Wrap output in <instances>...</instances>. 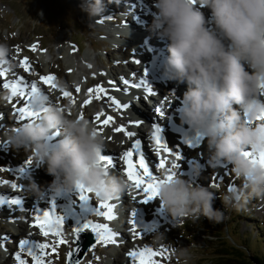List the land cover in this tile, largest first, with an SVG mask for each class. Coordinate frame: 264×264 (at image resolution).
<instances>
[{
  "label": "clouds",
  "instance_id": "1",
  "mask_svg": "<svg viewBox=\"0 0 264 264\" xmlns=\"http://www.w3.org/2000/svg\"><path fill=\"white\" fill-rule=\"evenodd\" d=\"M152 7L151 30L168 42L164 74L187 84L178 110L181 123L206 140L210 167L231 166L241 185L220 199L225 208L246 212L251 199H264V167L243 155L264 153V120L258 119L264 117V0H152ZM204 7L210 9L207 17L200 10ZM82 11L90 21L104 16L103 0H85ZM10 54L0 44V63ZM33 105L46 110L5 136L12 149L30 151L37 166H46L53 178L47 188L31 182L34 197L74 194L80 184L92 189L98 201L110 202L132 190L125 176L103 166L105 138L89 119L70 116L40 97ZM169 174L164 172L157 185L158 199L174 222L196 224L206 218L219 224L226 219L214 207V191L177 173L169 181ZM199 174L193 169L195 177ZM174 255L188 254L181 250Z\"/></svg>",
  "mask_w": 264,
  "mask_h": 264
},
{
  "label": "rangeland",
  "instance_id": "2",
  "mask_svg": "<svg viewBox=\"0 0 264 264\" xmlns=\"http://www.w3.org/2000/svg\"><path fill=\"white\" fill-rule=\"evenodd\" d=\"M150 1L152 2V0L143 1V3H145L143 6H146V3L149 7L152 6V3H149ZM84 3L85 0H0V44H6L8 47H11L12 49L14 48L10 57L17 60L15 65L17 64L16 66H18V69L20 68L19 70L27 76H29V74L25 73L24 69L20 65V61L24 58L30 60L28 55L32 56L30 64L34 67V69H36V73L39 70L40 74L43 71V67L40 64H37L39 63V60H36V56L40 51H43L45 54V60L51 62V69L54 68L53 72L56 71L59 78H61L62 75H70L71 72L68 70V63H71L74 69L69 82L76 87H83V90H85L84 88H87L88 90L90 88L103 86L106 89L108 96H110L109 92H112V89H122V87L125 86L124 81L126 79L129 83L132 81L134 82L135 76L132 73H129L130 69L128 66H131V68L133 67L135 71H141V76H138L139 81H148V77L145 76V68L143 69V67H141L143 57L142 53L146 51L141 46V40H139L138 43H135V38L129 35L119 34V36L117 31H115L118 27L114 24L115 22L112 21V16H102L90 21L88 14L82 11V5ZM136 6L137 7L135 8H139L137 11L143 10L144 12L143 6L141 7L142 9L140 8L141 5ZM197 6L200 7L199 5ZM200 10L206 15V17L209 15L206 7L200 8ZM153 13L154 11L151 12L146 6V13H143V17H153ZM143 14L140 13V15ZM135 19L141 20L144 23L145 28L152 24V22L138 17H135ZM33 45H38L35 53L31 50ZM41 45L44 50L39 49ZM18 49L19 51H17ZM50 50L53 51V55L50 54ZM126 53L132 55L129 60L125 57ZM147 59L148 58H146V60ZM136 60H139L140 63H135ZM7 61L12 64L10 58H8ZM33 61H35V64H33ZM89 65H91V67H89ZM119 67H121L122 70H118L117 68ZM43 73H45V71L41 74ZM11 75L12 74L10 73L8 74L9 77ZM65 77L66 76H64V79ZM0 79L3 80V77H0ZM91 80H94L96 83H89V85L86 86V83ZM4 82L7 83V81ZM158 84L161 87V91L165 95V99L159 100V96H156L158 99L155 100V102H151L153 106L150 107L147 105L153 114L154 109L158 107L156 106V103L163 105L164 101L168 100V98L170 101L176 100V93L177 95H181L184 91L182 88L184 85L174 83L176 91L172 93V97H169L167 96V85L163 83ZM0 98V113H4L5 116L4 124H0V168L8 169V171H0V173H8L9 175H14L17 178L24 177L26 179L27 176H23V173H20L18 169L12 168V161L15 160L19 162L21 166H24L28 170H33V172L40 167L37 165L33 167L31 165L29 168V166L26 165L25 162L28 158H34L30 151H16L6 143L5 133L15 127L14 125H11L9 121H13L11 119V115L12 117L13 114L15 115L16 108H14L15 111L13 109L10 111L9 109L16 105L12 103L13 97L11 94L5 93L4 95L0 93ZM94 100L102 102L105 108L100 110L94 108ZM139 101L141 106L146 107L147 103L144 100L139 99ZM88 106H90L94 114L104 112L106 116L111 115L113 117L114 123L108 127L101 128L97 123H94L96 129L103 133L102 136L104 135V138L106 137V132L109 130L113 133L112 136H121L117 141H120L119 143H124V141H131L133 139L128 138L124 133H117L114 131L115 128L119 127H125L128 130V127L133 125L130 121H128L129 114L122 111L121 108L117 109V107L108 100L107 96H102L99 100L95 99L93 96L92 103ZM155 114L159 115V111H156ZM165 118L166 115L159 118L161 125H164ZM16 119L18 121V117L14 118L15 122ZM148 127V124H144L141 128L147 132ZM188 132L189 131H187V133ZM185 133L186 132L181 135L180 140L177 138H172L170 140V147H172L174 151L179 152L183 159L176 161L174 157H167L169 162L168 167L170 168L173 163L179 164L178 168L172 169L173 172L178 175H184L187 179L191 178L195 183L208 187L209 190L214 191L217 195L214 207L222 209L225 213L226 219L222 223L212 224L206 218H202L201 221L196 224H193L191 221H186L184 224L180 225L174 222L169 214L168 216L170 217L167 216V212L162 208L159 199L149 202L148 205H146V207L150 209L148 215L146 213L137 214L141 217H147L146 219L151 221L148 224L146 223V227L150 225L155 226L154 232L145 233L146 238H149L148 243H152L154 245L153 249L157 251L167 249L164 256L156 258L159 261V264H222L221 254L222 251L227 249L225 246L229 243L230 238L241 245L246 244V246L250 243L249 241H251L253 243L250 245H253V248L256 247L263 253L264 199H251L248 204V210L242 213H237L230 208H225L220 197H222L223 193L230 187H239L241 185L240 179L234 175L230 165H225L220 168H213L209 166L210 154L207 150L206 140H203L202 145L197 147L199 150L195 153V155L191 158L186 156L188 150L197 148L190 149L187 145H185L187 148H185V146H181V144L184 145L183 142L185 139H188V137L185 136ZM143 139L145 140V144L151 155L158 160L150 142L146 137H143ZM181 139L183 141H181ZM191 140H195L194 137H191ZM112 149V147L106 144L104 152L108 153V151H112ZM121 156L122 155L118 154V156H115V160L122 158ZM153 164V166L158 169L157 162H153ZM124 167L125 165L123 164V160L120 159V169L114 171V173L122 175L123 171L121 169ZM193 169L199 170L200 174L197 177L193 175ZM110 171L113 172L111 169ZM164 172L166 171L158 169L160 178ZM46 174L47 171L41 175H37V178H40L41 180H36L35 176H32L33 181L41 188H44V184L42 182L43 179H45L46 184L47 177L45 176L48 175ZM218 177L219 179H217ZM49 178L51 180L53 179L50 175ZM0 181H4L3 178L0 177ZM33 181L27 183L30 188L31 182ZM8 185H10V182L8 184H0V186L5 188H8ZM13 191L14 190H12L11 193H13ZM134 193L138 197V199L134 201H138L143 198L142 194L136 190ZM132 194L133 192L130 191L127 194V199H123L125 200L124 202L127 203V205L124 206V210L127 211V214L123 216V222L125 221L127 226V242L121 245H118L119 243L96 245V250L90 252V256L85 258L84 261H81V264H119L116 262V260L119 259L116 258V253L124 256V258H128V253L130 252L129 247L134 248L137 245L144 244L141 239H139L140 241L137 240L136 243L135 237L131 232V213L136 211L135 208H132L133 200L130 198V195ZM29 197V203H31V205H26L23 210H21V205L17 207L18 209L20 208V213L23 211L25 218L23 220L20 219L21 216L20 213L18 214L19 211H17V213H12L14 210L11 207L9 208V206L0 208V260L8 258V260H10V264H18L15 259V255L20 251L18 242L21 239H19L18 236L21 235V233L17 225L21 223V221L25 223L26 233H30L29 236H43L40 231L37 234L34 230H32V224L35 222V201H33L32 193H29ZM70 197V201L72 205H74L76 203L75 193L70 194ZM90 199L95 204L98 201L93 194H90ZM41 201L45 204L46 202H49V198ZM153 203L156 205L155 208L152 207L154 205ZM156 208L164 213L169 220L159 221V223L152 222L150 219L151 216L155 215L157 212ZM15 214H18L19 216L17 217ZM56 214L60 215L57 210ZM88 218L91 219L93 223H104V218L95 214H89ZM69 219L70 218L67 217L63 229L64 239L67 240L68 243L64 245H55L57 253H52L51 248H49L47 250L49 254L45 257L46 264H70L69 253L74 254L76 247H78V243L76 242V238L75 241L72 239L73 231L68 226V222H70ZM138 226L145 228L140 224H138ZM256 226H259L262 230V232H259L258 235H256L257 231L253 230ZM73 227H75V222L73 223ZM157 237L161 238L157 239ZM85 238L87 241L92 239L91 235H87ZM55 239V237L49 236L39 242L49 243L51 245ZM260 240L263 241L262 244ZM70 245H73L72 248ZM181 250L187 251V257L174 255V252H179ZM21 257L27 261V264H35L32 257L28 256L26 252L21 253Z\"/></svg>",
  "mask_w": 264,
  "mask_h": 264
},
{
  "label": "snow or ice",
  "instance_id": "3",
  "mask_svg": "<svg viewBox=\"0 0 264 264\" xmlns=\"http://www.w3.org/2000/svg\"><path fill=\"white\" fill-rule=\"evenodd\" d=\"M38 48V45H33L31 50L35 52ZM19 51V49L17 50ZM135 63H140L139 60H136ZM21 67L26 73L30 75H37L34 67L30 64L27 58H24L20 61ZM91 67V65H89ZM145 72V76H147ZM7 73L5 70L0 69V77L6 78ZM40 83L46 85L49 89L58 90L62 93V97L72 101V104L75 106L76 100L73 96V93L67 90H64L57 83V77L54 75H39ZM23 82V83H21ZM111 83V82H110ZM125 85L133 89H144L149 96H154L156 93L153 90V87L150 85L149 81L141 80L139 83H129V81H124ZM0 86L4 89H8L11 92L12 97H21L25 103L23 106L17 107V117L21 121L37 120L40 118L42 112L46 110L44 106L34 107L33 100L36 97H40L42 100L50 102V97L45 94L38 86L37 83L32 81L24 82V77L19 78V82L15 83H6L4 80H0ZM262 91H264V83L260 85ZM77 93L81 92V89L77 87L75 89ZM89 99L84 101V106H87L92 103L93 96L95 99L99 100L102 96H107L108 100L114 104L117 109L125 107L123 102L113 99L111 96H108L106 89L103 86L90 88L88 89ZM63 111V108L61 107ZM71 114V113H69ZM165 112L163 110L159 111V117H164ZM80 119H83L84 116L81 113L79 116ZM103 118V119H102ZM4 117L0 115V124H2ZM258 119L264 120V117H258ZM95 121L99 127H108L114 123L113 117L107 115L104 112L96 114ZM251 123V121H249ZM136 126H139V122H136ZM153 132L151 136V142L154 145L155 156L158 157L157 165L158 169H163L166 172L170 173L167 176V179L170 181L174 178L175 173L172 171L174 168H178L179 164L173 163L171 167H168L167 157H174L176 161L183 159L179 152L174 151L170 147L169 142L165 139L164 132L165 128L160 126L159 123L153 125ZM117 133H124L128 138L132 139L137 137V133L128 131L125 127H119L114 129ZM98 134L102 135L101 131H98ZM203 140L201 134L196 133L195 140L185 139L184 145H187L188 148H197L200 146V142ZM243 155L246 158H249L254 164H259L264 167V153L257 155L253 152H244ZM123 164L125 167L121 169L124 176L127 177L128 182L132 185V189H135L137 192L142 194V199L138 200L140 204H148L151 201L158 199L159 191L157 185L161 182V178L158 174V169L151 165L147 161L145 154L141 151V140L135 139V142L132 144L129 150H126L123 153L122 158ZM120 159L113 160L112 156L108 153L103 154L101 162L103 166L107 169L116 171L120 169ZM27 166L33 164V158H28L25 162ZM27 168L21 167L18 169L20 173H27ZM0 171H8V169L0 168ZM230 171V170H229ZM219 179V177L217 178ZM9 181H0V184H8ZM13 189H18L16 183H11ZM231 189V187L229 188ZM77 192L79 194V207L81 214L75 219V227H72L69 224L71 230L75 233L78 247L77 253H79V241L82 239L83 234H94V243L99 245H109L116 244L117 237L120 235L117 232H114L108 224L93 223L91 219L88 218L89 214H95L101 217H104L108 221L117 219L114 214L115 205L109 202L101 201L99 207L93 205L90 194H92V189L87 188L83 185H77ZM98 195V194H97ZM133 199L136 200L137 197L133 196ZM25 203L21 198H9L4 195H0V208L7 205L20 206ZM51 208L49 210L37 211L35 216V222L32 224V227L38 228L44 237H55L56 239L50 245L49 243H40V242H30L28 239H21L19 244V252L16 253L15 259L18 264H27V261L21 257V253L26 252L28 256L32 257L35 264H46L45 257L49 254L48 249L51 248L52 253H57V248L55 245H64L68 241L64 239V225L67 220V216L56 214L57 204L53 200L50 202ZM101 209H106L102 211ZM132 219L130 223L132 225L131 232L133 235L144 238L146 237L145 233L154 232L155 226L141 228L138 226L137 222V212L133 211L131 213ZM138 228L140 229L138 231ZM167 249H162L160 251L154 250L150 246H145L139 250H133L128 253L129 257L133 261V264H159L157 257L164 256ZM73 253H69V262L72 264ZM74 264H81L80 259L77 257L74 261Z\"/></svg>",
  "mask_w": 264,
  "mask_h": 264
},
{
  "label": "bare ground",
  "instance_id": "4",
  "mask_svg": "<svg viewBox=\"0 0 264 264\" xmlns=\"http://www.w3.org/2000/svg\"><path fill=\"white\" fill-rule=\"evenodd\" d=\"M143 1H146V0H119V3L115 2V0H112V2H109V0H103L104 6H105V10H106L105 13H104V17L105 16H112L113 17L112 21L115 22L114 24L117 25L118 29H120L122 26H128L129 29L134 30L137 33L143 32L141 30L140 31L137 30V28L135 27L133 19L135 17H138L140 19H144V20H148V21L152 22L153 17H150V16L149 17H143L144 16L143 13L144 12L146 13V6L148 7V9L151 12L152 11L155 12V9L152 6L149 7V5L147 3H146V6H143L145 4V3H143ZM139 2H141V3H139ZM134 3H139V4H134ZM149 3H152V2L150 1ZM136 5H141L140 8L143 6L144 12H143V10H140V11L138 10L139 11L138 12L137 9H139V8H135V7H137ZM207 12L210 15V9L207 8ZM140 13L143 14V15H140ZM151 25L146 27L145 36H146V38H148V41L144 44V46H148L149 48L151 46L153 47V48L151 47V50H154L155 52L151 53L152 56L157 54V53H160L159 52L160 50H162L164 52H167V43L168 42L165 41V40H161L151 30ZM117 34H118V32H117ZM157 41H161V44H163L165 49L155 48V44H156ZM144 46H142V47L145 48V49H148V48H146ZM9 48L11 49V53H13L14 48L13 49L11 47H9ZM39 49L40 50H44V48H42V45H41V47ZM56 53H58V52H56ZM50 54L53 55V51L50 50ZM142 54H143L142 63L144 64L145 62L146 63L148 62V63H151V65H149V64L148 65H144V66L142 65L141 67H143V69L144 68L145 69H147V68L149 69V73L147 75V77H148L147 79L149 80V83L152 84L154 92L157 94V96H159V100L165 99L164 98L165 95L161 91V87L159 86L158 83L166 84L167 85V96L172 97V95H173L172 93H174L176 91V89H175L176 86L174 84L175 82H173V81H171V80H169L167 78V76L164 74V68L161 71H158V68H161L162 66L160 65L159 61L154 62L152 60V57H150L151 56L150 53L145 51ZM31 57L32 56L28 55V58L30 59L29 62L32 60ZM36 57H37L36 60H39V63H37V64H40L43 67V71H45V73L41 74L43 71L41 72V70H40L41 73L39 74V70H38L37 71V75H30L29 73H27V74H29V76H27L26 74L24 75L23 72H21V70H19L20 68L18 69V66H16L17 64L15 65V63H17V60L12 58V57H10V55H9L8 58L11 59V63L12 64L8 63V61L6 63H0V69L5 70L6 73H7L6 78L3 77V80L7 81V83H15V82H19V78L20 77H24V82H27V81L35 82V83L38 84V86L41 88V90L43 92H45V94H47L50 97V102L46 101V105L48 103H51V104H56V105H58V106H60L62 108H65V109L68 110V114L71 113V114H69L70 116L74 115L76 117H79L80 114L82 113L85 118L89 119L93 124L94 123L96 124L97 123L95 121L96 114H94L92 112V109L90 108V106H88V105L84 106V101L89 99L87 88H84L85 90H83V87H82V88H80L81 92L77 93L75 91V89L78 86L76 87L71 82H69V79H70V77L72 75V71L74 69L73 66L71 65V63H68L69 64L68 65V70H70V72H71L70 75L69 74L62 75V77L59 78V75L56 73V71L53 72L54 68L51 69V66H50L51 62H48L47 60H45L46 57H40L38 54H37ZM125 57H126L127 60H129L132 57V55H129V54L126 53ZM8 58H7V60H8ZM143 58L145 59V61H143ZM146 58H148V59L146 60ZM33 62H34L33 64H35V61H33ZM59 63H60V61H59ZM130 65H131V63H130ZM128 68L130 69L129 73H132L135 76L134 82L132 81L130 83H139L140 81L138 80V76L139 75L141 76V73H140L141 71L140 72L138 70L135 71V69H133V67L131 68V66H128ZM117 69L118 70H122L121 67H119ZM35 71H36V69H35ZM9 73L12 74L10 77L8 76ZM47 74L56 76L57 77V83L59 84V86L61 88H63L64 90L72 91L73 96H74V98L76 100L75 106L72 104L71 100L63 98L62 97V93H60L58 90L49 89L46 85L40 83L39 75H45L46 76ZM64 76H66L65 79H64ZM123 79H125V78H123ZM0 80H2V79H0ZM116 81H117V79H116ZM89 82H91L93 84L96 83V82H94V80H91V81H88L86 83V86L89 85ZM21 83H23V82H21ZM183 85L184 86H182V88H183L184 92L181 95H177V93H176V98H177L176 100H171L170 101L169 98H168V100L164 101L163 105L160 104V103H156V106H158L159 110H163L165 112L166 118H165L164 125L163 124L161 125L160 122H159V119H157V116L155 114L151 113L152 111H150L149 107H147V104H146V107L145 106H141V109H140V114L144 118V120H146V122L150 121L149 123H151L152 126L154 124H156V123H159L160 126L165 128L164 136H165V139L169 142V145H170V140L172 138L173 139L177 138L178 140H180V137H181V135L184 132H186L185 134H187V131L190 132L192 130L191 128H189L186 125L181 123V119H180L179 114H178V110L181 107V100L183 98L184 93L187 91V84H183ZM116 90L119 91V89H117V88H116ZM120 90H122V89L120 88ZM0 93L5 95V93H10V92H9L8 89H4V88H2V86H0ZM109 94H110V96L112 98H114V94L111 91L109 92ZM177 96H180V97H177ZM137 98H139L140 100L142 99L141 95L137 96ZM157 99H158L157 97L152 96L151 100H153L155 102V100H157ZM0 100H1V98H0ZM22 100L23 99L21 97L17 96V97H15V99H14V101L12 103H14V105L17 104V103H22ZM24 103H25V101H24ZM126 103H127V101L124 102L123 104H126ZM129 104L132 105V103H129ZM93 107L96 108L97 110L105 108L104 105L102 104V102H98V101H95V100L93 101ZM14 108H15V106L11 107L9 110L10 111L12 109L14 110ZM0 115H2L4 117V119L2 121V124H4V121H5L4 113H0ZM153 115H154V117H156V121L153 120V118H154ZM14 118H17V112L16 111H15V115L13 114V117L11 115V119L13 121H9V122H10L11 125H14L15 127H20L22 125L21 122L17 121V119H16V122H15ZM128 121H130V120H128ZM130 123H132L133 126L128 127V131L137 133V137L133 138L131 141H124V143H122V142L119 143L120 141L119 142H117V141L120 139V137H121L120 135L112 136L113 133H111V131L108 130L106 132L105 143L108 146L113 148L112 151H108V154L111 155L113 160L115 161V156H118V154L123 156V153L126 150H129L131 148L132 144L135 142V139L138 138V139L141 140V151L145 154L147 161H149L151 163V165L153 166L154 165L153 162L155 163V162H157V160L151 155V153L148 150V147L145 144V140L143 139V137H146L147 140L152 145V147L154 148V145L151 142V136H152V132H153L152 130H150L151 125H148L149 126L148 130H147V132H145V130L141 128L142 126H144V124L140 125V127H137L136 125L134 126L135 122H130ZM1 126H3V125H1ZM135 128H137L136 132L134 130ZM181 146H185V145L181 144ZM185 148H187V147L185 146ZM192 150H188L186 156L191 158L193 155H195V153H197L199 148L192 149ZM103 154H105V152ZM12 163L14 164L16 169L24 167V166H21V164L19 162L15 161V160L12 161ZM35 165H37V164H36L35 159L33 158L32 166L35 167ZM0 166H1V164H0ZM46 171H47L46 166H42L39 169H37L36 171H34V172H33V170H27V173L28 174L31 173L33 176H35V178L37 180L38 179L37 175H39V174L41 175V174L45 173ZM122 175L124 176L123 173H122ZM0 177L3 178L4 181H9L10 183H16L17 186H18V189L13 191V193H11L12 189L0 186V195L7 196L9 198H16V197L21 198L25 202V203H23L21 205L22 206L21 210H23L26 205H31V203H29V201H30L29 193H32V192H31V188L26 183H24L23 181H21L19 178L15 177L14 175H9L8 173H0ZM45 177H47L46 184H45V179H43L42 182L44 184L43 185L44 188H47V186L51 183L52 180L49 178V175H47ZM131 191L133 192V194L130 195L131 200H133L132 208H135L137 213H142V214L146 213L148 215L149 210H150L148 207H146V205H148V204H140V203H138V201H134L133 196H136V194L134 193L135 189H132ZM127 196L128 195L126 194L124 197H122L120 199L121 207H122L121 210L123 211L122 214H124V215L127 214V211L124 210V206H126L127 203H125L124 202L125 200H123V199H127ZM65 198H66L65 206H66L67 210L74 217H78L81 214V212L78 211V209H76V207L74 205H72V203L70 201L71 199L69 198L68 195H66ZM137 199H138V197H137ZM33 201L37 202V206H38V208L40 210H47V207L45 206L44 202L41 201V199H37L36 197L34 198V196H33ZM92 203H93V205H95L94 202H92ZM57 204H60V203H57ZM7 206H9V208L11 207L14 210L12 213H14V212L17 213V211H19V209H20V208L18 209L15 205H7ZM98 207H99V205H98ZM152 207L155 208L156 205L154 204ZM101 210L104 211V209H101ZM20 211L18 212V214L20 213ZM156 211L157 212L155 213V215H152V216L150 215L151 216L150 220H152V222L159 223V221H164V220L168 221L169 220L168 217H170V216H168V213H167L168 217H166V215H164V213H162L160 215L161 211L159 209L156 208ZM18 214H15V216L17 215V217H18L19 216ZM122 214H120V215H122ZM20 216H21V218H20L21 220L25 219L24 215H23V211L20 213ZM123 218H121L122 220L120 221V224H119L118 220L116 222H112L111 221L112 225H114V224H119L120 225L119 230L117 231V233L120 234L118 236V239H117V244L119 243L118 245L125 244L127 242V239H128V235H127V232H126L127 226L125 224V221L123 222ZM146 218L145 217H141L140 215L137 214V222H138V224L143 225L144 227H146V223L148 224V223L151 222V221H148ZM69 221L70 222H68V224H71L72 227H73V223L75 222V220H69ZM17 227H18V229H19V231L21 233V235L18 236L19 239H28L29 241L32 240L33 242L34 241L35 242L36 241L39 242V241L44 240L46 238L44 236H39V235L38 236H32L31 235L32 237L29 236L30 233L29 232H28L29 234L26 233L27 231H26V228H25V223L23 221H21V223H19L17 225ZM32 230H34L35 233H37V234L39 233V229L38 228L32 227ZM139 230L140 229L138 228V231ZM91 237H94V234H91ZM134 237H135V242L136 243H137V240L140 241L139 239H141V241L144 242V244L143 245H141V244L137 245L134 248L133 247H129V251L139 250V249H142L145 246H150V247L154 248V245L152 243H148L149 242V238H146V237L140 238V237H137L135 235H134ZM81 242H83V241L81 240ZM70 244H72V243H70ZM79 244H80V241H79ZM96 245L97 244H95V243L90 245V247H89L84 259L90 256V252L96 250V248H95ZM72 246L70 245L71 248H72ZM87 254H88V256H87ZM116 255H117L116 258H119L118 260H116V262H118L119 264H133L130 257L124 258V256H122V255H120L118 253H116ZM84 259L81 260V261H84ZM13 262H14V260H13ZM113 263H115V262H113ZM0 264H10V260H8V258L7 259H1L0 260ZM13 264H15V263H13Z\"/></svg>",
  "mask_w": 264,
  "mask_h": 264
},
{
  "label": "trees",
  "instance_id": "5",
  "mask_svg": "<svg viewBox=\"0 0 264 264\" xmlns=\"http://www.w3.org/2000/svg\"><path fill=\"white\" fill-rule=\"evenodd\" d=\"M254 231H257L256 235L262 230L259 226H256ZM239 236V235H238ZM263 240V239H261ZM261 244L263 241H261ZM250 243L241 245L234 241L232 238L229 239V243L225 246L227 249L222 251L221 263L222 264H264V252L262 253L256 247Z\"/></svg>",
  "mask_w": 264,
  "mask_h": 264
},
{
  "label": "water",
  "instance_id": "6",
  "mask_svg": "<svg viewBox=\"0 0 264 264\" xmlns=\"http://www.w3.org/2000/svg\"><path fill=\"white\" fill-rule=\"evenodd\" d=\"M188 133L185 135L186 137H188V139H191V137L195 138L196 133L193 130H191L189 134ZM202 142H203V140L200 142V146L202 145ZM84 237L85 236L83 235L82 239H81L83 242H81V240H80V244H79L80 251H79V253H77V247L75 249L76 251L74 252L72 264H74V261L77 257L80 259V261L82 259H84L90 245L94 244V237H92V239L90 241H87Z\"/></svg>",
  "mask_w": 264,
  "mask_h": 264
}]
</instances>
